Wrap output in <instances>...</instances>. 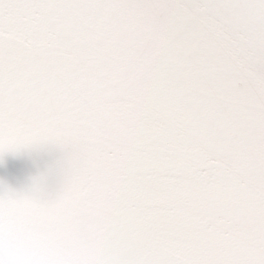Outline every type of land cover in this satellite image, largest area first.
Wrapping results in <instances>:
<instances>
[{"label":"snow or ice","instance_id":"1","mask_svg":"<svg viewBox=\"0 0 264 264\" xmlns=\"http://www.w3.org/2000/svg\"><path fill=\"white\" fill-rule=\"evenodd\" d=\"M0 264H264V0H0Z\"/></svg>","mask_w":264,"mask_h":264}]
</instances>
